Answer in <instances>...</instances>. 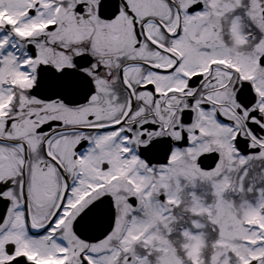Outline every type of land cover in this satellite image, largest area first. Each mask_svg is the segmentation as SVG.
<instances>
[{"label":"snow or ice","instance_id":"1","mask_svg":"<svg viewBox=\"0 0 264 264\" xmlns=\"http://www.w3.org/2000/svg\"><path fill=\"white\" fill-rule=\"evenodd\" d=\"M0 264H264V0H0Z\"/></svg>","mask_w":264,"mask_h":264}]
</instances>
